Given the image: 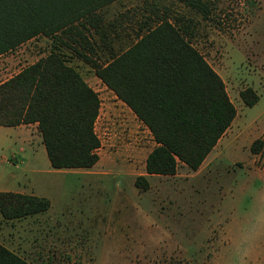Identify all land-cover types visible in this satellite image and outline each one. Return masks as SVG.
<instances>
[{
	"label": "rangeland",
	"instance_id": "obj_1",
	"mask_svg": "<svg viewBox=\"0 0 264 264\" xmlns=\"http://www.w3.org/2000/svg\"><path fill=\"white\" fill-rule=\"evenodd\" d=\"M210 1L214 8L210 20L189 10L182 0H120L102 11L107 23L121 20L122 13L149 15L154 8L192 19L193 45L223 79L237 109L212 161L198 171L179 164L174 176L146 174L147 191L138 190L135 181L146 173V156L153 150L149 135L142 134L141 145L136 144L134 131H141L139 124L91 65L60 41L43 35L0 58L1 84L52 52L59 53L101 101L95 124L101 143L95 191L83 188L89 170H63L79 179L31 175L32 181L36 178L48 185L55 200L54 219L85 223L84 231L68 230V240L79 242L75 254L67 255L64 241L52 248L55 255H48L42 240L28 239L26 224L19 226L1 213L0 244L30 264H264V0ZM123 27L125 32L132 29L129 22ZM95 58L101 64L109 61L102 53ZM248 89L259 97L254 106H247L242 98ZM19 136L17 130L0 127V174L16 172L10 164L23 159L22 169L47 170V156L29 161L33 152L28 147L21 151ZM256 140L263 146L253 154ZM17 175L22 182L28 180L21 171ZM61 207L70 213H60ZM249 248L252 251L245 255Z\"/></svg>",
	"mask_w": 264,
	"mask_h": 264
},
{
	"label": "trees",
	"instance_id": "obj_2",
	"mask_svg": "<svg viewBox=\"0 0 264 264\" xmlns=\"http://www.w3.org/2000/svg\"><path fill=\"white\" fill-rule=\"evenodd\" d=\"M117 1L0 0V57L41 35L60 41L91 65L152 133L156 147L146 160L147 176H174L179 164L198 171L238 115L225 83L193 45V20L170 15L168 9L154 8L135 23L131 19L138 41L111 54L105 64L94 60L92 30L107 43L99 11ZM182 2L204 20L211 19L210 0ZM242 98L247 106L259 101L252 89ZM100 108L99 95L56 52L0 84V126L37 123L51 166L58 170L90 169L99 162L95 124ZM262 146L256 140L251 151L256 154ZM147 176L137 177L138 190L149 189ZM50 208L47 198L0 192V213L6 220ZM0 264L30 263L0 244Z\"/></svg>",
	"mask_w": 264,
	"mask_h": 264
},
{
	"label": "crops",
	"instance_id": "obj_3",
	"mask_svg": "<svg viewBox=\"0 0 264 264\" xmlns=\"http://www.w3.org/2000/svg\"><path fill=\"white\" fill-rule=\"evenodd\" d=\"M120 1V0H118ZM117 1V2H118ZM115 2V3H117ZM113 3V4H115ZM112 5V4H111ZM109 5V6H111ZM107 6V7H109ZM106 7V8H107ZM105 9V8H104ZM103 9V10H104ZM99 11L100 15L102 16L103 19V26L107 29V43H103L100 36L95 34V30H92V37H91V42L93 46V55L92 58L95 60V51L96 54L99 55L100 53L104 55H108V59H110L111 54H119L127 51L132 45H134L138 41V28L135 26V20H142V18H146L148 15L146 14V11H143L140 14V16H132L130 17L128 14L125 15V13H122L121 15V20H118V17L114 19V21L107 23L105 21V17L102 14V11ZM138 14V15H139ZM134 17V18H133ZM130 19V20H129ZM131 19L134 21V23L131 22ZM125 22H129L132 25L131 31L125 32L124 29V24ZM108 25V26H106ZM33 40V39H32ZM31 40V41H32ZM5 56V55H3ZM1 56V57H3ZM0 57V58H1ZM34 64V63H33ZM32 64V65H33ZM3 83V82H2ZM104 84V83H103ZM105 85V84H104ZM106 86V85H105ZM91 87V86H90ZM107 87V86H106ZM92 88V87H91ZM108 88V87H107ZM110 90V89H109ZM112 94L114 95L113 98H115L118 101V104L124 106L127 109V115L129 117H133L137 121L138 129L141 131H134V133L137 135L136 138V144L138 146L141 145L142 140L144 136L142 134H147L149 135V140L151 141V145L153 146V149L156 147V142L154 140V137L148 127L137 117V115L131 110L127 104H125L123 101H121L116 94L110 90ZM236 120V119H235ZM234 123V122H233ZM233 125V124H232ZM2 127V126H0ZM232 127V126H231ZM13 130H17L20 134V138L23 143V147L21 149L22 152H25L26 147L30 148L33 152V159L29 161L33 162L35 160H39L41 158H45L47 156V151L46 148L43 144V139L41 136V133L38 130V124H29V125H20V126H15V127H5ZM230 130V129H229ZM228 130V131H229ZM227 131V132H228ZM227 134V133H226ZM225 134V135H226ZM224 135V136H225ZM146 136V135H145ZM223 136V137H224ZM219 141L217 146L213 149V151L210 153V155L207 157L201 168L206 164L208 160H211L210 157L214 155L215 152H218V145L221 144L222 139ZM44 148V149H43ZM138 148V147H137ZM152 152V150L148 153V155ZM146 156V159L148 157ZM48 158V156H47ZM214 159V157H213ZM25 159L21 160L20 162L16 163H11V167L16 168V172H12L9 176L4 177V175L0 174V192H12V193H18V194H23V195H33L41 198H47L51 201V208L44 212L40 213L34 216H28L24 218H17L14 220H11L13 222H16L15 224H19V226H22L23 224L27 225V237L28 239H32L33 242L34 240H42L41 242L43 246L48 247V255H55L56 253H53V247L56 245H63L64 241H67L68 243V253L67 255H74L75 254V245H79V242L72 243L68 240L69 232L68 230L72 229L73 231H84L85 223L83 221L80 222H74V221H69V222H60L54 219V214L56 213L54 209L56 208L55 206V200L53 199L52 195L50 194V191L47 189L48 185L43 184L41 182L37 183L35 181L36 178H33L34 180L32 181V176H35V174H43V173H48L51 175H63V176H72L74 178L79 179V175H76L74 173H68L64 172L63 170H89L90 173L85 176L83 181L85 184L83 185V188L89 189L91 193L95 191V168L98 166L99 162L92 168L90 169H54L51 166V163L48 158V163L45 160V165L47 164L48 169L43 170L40 168H31V169H22V166L25 165L24 161ZM100 161V160H99ZM29 165V164H28ZM21 171L24 176L28 180H23L20 181L18 178L17 173ZM145 171H146V160H145ZM147 173H144L143 175H146ZM154 176V175H153ZM31 180V181H30ZM19 183V184H18ZM20 185V188H17V186ZM82 188V187H81ZM60 210V213H70V209L67 207H61L58 208ZM56 220V221H55ZM51 256L47 257V260H51ZM95 261V260H94Z\"/></svg>",
	"mask_w": 264,
	"mask_h": 264
},
{
	"label": "clouds",
	"instance_id": "obj_4",
	"mask_svg": "<svg viewBox=\"0 0 264 264\" xmlns=\"http://www.w3.org/2000/svg\"><path fill=\"white\" fill-rule=\"evenodd\" d=\"M252 251L251 248H249L248 252L245 253V255H248Z\"/></svg>",
	"mask_w": 264,
	"mask_h": 264
}]
</instances>
